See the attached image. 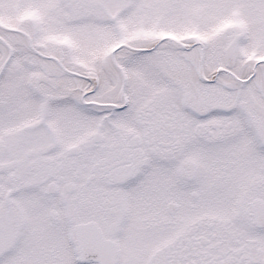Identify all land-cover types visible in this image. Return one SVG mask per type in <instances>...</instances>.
I'll return each mask as SVG.
<instances>
[{"label":"snow or ice","instance_id":"obj_1","mask_svg":"<svg viewBox=\"0 0 264 264\" xmlns=\"http://www.w3.org/2000/svg\"><path fill=\"white\" fill-rule=\"evenodd\" d=\"M0 264H264V0H0Z\"/></svg>","mask_w":264,"mask_h":264}]
</instances>
